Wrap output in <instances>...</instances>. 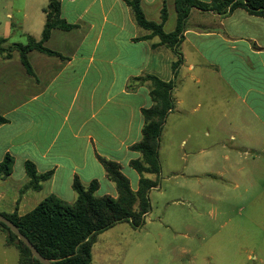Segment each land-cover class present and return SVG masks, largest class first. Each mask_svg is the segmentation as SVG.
<instances>
[{"label":"crops","instance_id":"crops-1","mask_svg":"<svg viewBox=\"0 0 264 264\" xmlns=\"http://www.w3.org/2000/svg\"><path fill=\"white\" fill-rule=\"evenodd\" d=\"M129 1L60 0L61 18L71 29L52 31L45 48L56 54H28L31 72L18 51L0 55V117L5 119L0 163L8 156L14 160L13 172L0 181V214L25 216L51 195L74 203L77 179L86 187L97 181L98 197H117L99 158L118 163L129 180L126 171H134L137 183H130L137 191L140 175L130 162L141 154L132 146L142 140L143 110L153 105L150 82L136 81L145 75L176 80L175 111L165 123L169 137L184 148L187 140L199 139L194 128L206 127L213 144L200 152L228 153L217 173L225 191L239 178L248 192L253 185L248 176L264 175V16L244 8L224 16L193 8L181 45L184 64L175 77L170 51L158 47L159 38L149 37L151 32L137 23ZM176 2L141 0V8L147 21L162 24L170 34L177 28ZM44 9L33 15L37 41L46 23ZM28 20L23 13L22 27ZM3 38L9 41L10 33ZM179 129L183 132L172 135ZM229 139L236 145L229 147ZM235 157L247 167L231 163ZM27 162L48 177L41 189L21 195L30 182ZM217 196L221 203L222 193Z\"/></svg>","mask_w":264,"mask_h":264},{"label":"rangeland","instance_id":"rangeland-1","mask_svg":"<svg viewBox=\"0 0 264 264\" xmlns=\"http://www.w3.org/2000/svg\"><path fill=\"white\" fill-rule=\"evenodd\" d=\"M41 2L0 0V39L9 32L8 42H28L35 27L34 13L48 5ZM25 12L29 20L22 27ZM194 129L199 139L187 140L182 148L179 140L169 137L164 125L160 175H147L157 186L149 194L152 210L145 224L134 229L121 223L100 234L93 247V264H264V175L257 171L248 176L253 184L248 192V184L239 178L237 189L232 183L231 190L225 191L217 173L227 164L228 153H201L200 148L213 143L205 135L208 128ZM182 132L173 130L172 135ZM230 142L229 147L236 145ZM230 162L247 167L238 157ZM126 173L136 185V173ZM220 193L221 203L216 201ZM6 242L5 234L0 233V264H18V250Z\"/></svg>","mask_w":264,"mask_h":264},{"label":"trees","instance_id":"trees-1","mask_svg":"<svg viewBox=\"0 0 264 264\" xmlns=\"http://www.w3.org/2000/svg\"><path fill=\"white\" fill-rule=\"evenodd\" d=\"M129 4L137 23L151 32L149 37H158L160 42L157 46H164L170 51L174 58L175 77L184 64L181 45L186 23L193 8L211 11L221 16L238 8H244L252 15L264 16V0H211L209 3H200L198 0H177V28L174 32L166 34L162 24L146 20L141 8V0H130ZM44 12L46 23L40 41L28 36L27 44L8 45L7 38L0 39V55L9 57L13 52L18 51L23 65L29 72L32 69L28 54L32 51L56 54L45 48L52 31L71 29V26L61 18L60 0H50ZM166 18L167 12L164 10L163 21ZM136 81L150 82V97L153 103L150 108L143 110L145 124L142 140L132 146V150L141 154L140 159L130 162V166L140 175L137 191L132 189L130 180L118 163L99 158L108 179L116 186L117 197L111 195L98 197L97 181L86 187L77 179L74 182V190L77 193L74 203L65 202L51 195L25 216L2 214L17 226L43 257L54 264H93L92 250L100 234L121 223H128L134 229H139L145 224V219L152 210L149 194L157 186V182L147 175L158 177L161 172L160 141L166 120L175 111L173 93L176 80L164 82L155 76L145 75ZM4 122L5 119L0 117V125ZM13 166L14 160L10 156L0 163V181L11 175ZM26 170L30 182L21 191V195L29 190L41 189L42 182L48 177V175H40L31 162L26 163ZM0 230L7 236V244L18 250V264H42L33 257L29 247L1 222Z\"/></svg>","mask_w":264,"mask_h":264},{"label":"water","instance_id":"water-1","mask_svg":"<svg viewBox=\"0 0 264 264\" xmlns=\"http://www.w3.org/2000/svg\"><path fill=\"white\" fill-rule=\"evenodd\" d=\"M0 222L5 224L18 237L20 241L24 242L29 247L33 254V257L39 260L40 263L54 264L51 260L43 257L40 252L35 248V246L29 241V239L23 233H21L17 226L12 221L4 217L2 214H0Z\"/></svg>","mask_w":264,"mask_h":264}]
</instances>
